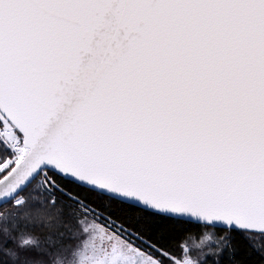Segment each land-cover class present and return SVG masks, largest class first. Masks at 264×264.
Masks as SVG:
<instances>
[{
  "label": "snow or ice",
  "instance_id": "obj_1",
  "mask_svg": "<svg viewBox=\"0 0 264 264\" xmlns=\"http://www.w3.org/2000/svg\"><path fill=\"white\" fill-rule=\"evenodd\" d=\"M0 264H264V0H0Z\"/></svg>",
  "mask_w": 264,
  "mask_h": 264
},
{
  "label": "clouds",
  "instance_id": "obj_2",
  "mask_svg": "<svg viewBox=\"0 0 264 264\" xmlns=\"http://www.w3.org/2000/svg\"><path fill=\"white\" fill-rule=\"evenodd\" d=\"M207 239L208 241H212L214 239V234L212 231H208L207 233Z\"/></svg>",
  "mask_w": 264,
  "mask_h": 264
},
{
  "label": "rangeland",
  "instance_id": "obj_3",
  "mask_svg": "<svg viewBox=\"0 0 264 264\" xmlns=\"http://www.w3.org/2000/svg\"><path fill=\"white\" fill-rule=\"evenodd\" d=\"M199 239H200V237L197 238V243H199ZM209 243H211V241H209Z\"/></svg>",
  "mask_w": 264,
  "mask_h": 264
},
{
  "label": "trees",
  "instance_id": "obj_4",
  "mask_svg": "<svg viewBox=\"0 0 264 264\" xmlns=\"http://www.w3.org/2000/svg\"><path fill=\"white\" fill-rule=\"evenodd\" d=\"M207 231H212V232H213L214 230H213V229H211V228H209V229H207ZM197 238H198V237H197Z\"/></svg>",
  "mask_w": 264,
  "mask_h": 264
}]
</instances>
